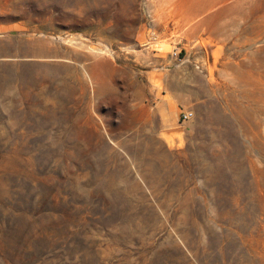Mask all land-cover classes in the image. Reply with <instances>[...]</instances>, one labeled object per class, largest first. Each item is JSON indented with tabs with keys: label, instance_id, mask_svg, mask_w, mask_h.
Wrapping results in <instances>:
<instances>
[{
	"label": "rangeland",
	"instance_id": "obj_1",
	"mask_svg": "<svg viewBox=\"0 0 264 264\" xmlns=\"http://www.w3.org/2000/svg\"><path fill=\"white\" fill-rule=\"evenodd\" d=\"M0 264H264V0H0Z\"/></svg>",
	"mask_w": 264,
	"mask_h": 264
},
{
	"label": "built area",
	"instance_id": "obj_2",
	"mask_svg": "<svg viewBox=\"0 0 264 264\" xmlns=\"http://www.w3.org/2000/svg\"><path fill=\"white\" fill-rule=\"evenodd\" d=\"M149 17L150 18L152 17L151 13H150ZM152 23H153V21H150V23L148 25V38L146 40L145 47L147 49H151L153 47H156V49H154V50L159 52V51H161V49H159V36H158L157 30L154 28ZM172 57L175 60H178L180 63H186L189 61V57L188 56L182 57V51L177 49V48L173 49ZM182 116H183V121L187 122L194 117V113L191 111H188V112H184Z\"/></svg>",
	"mask_w": 264,
	"mask_h": 264
},
{
	"label": "bare ground",
	"instance_id": "obj_3",
	"mask_svg": "<svg viewBox=\"0 0 264 264\" xmlns=\"http://www.w3.org/2000/svg\"><path fill=\"white\" fill-rule=\"evenodd\" d=\"M107 71L109 72L110 68L106 67L104 65H102V66H99V65L94 66L93 69H92V73H93V77H94L95 81L97 83H100V84L104 83L103 82L102 72H107Z\"/></svg>",
	"mask_w": 264,
	"mask_h": 264
},
{
	"label": "crops",
	"instance_id": "obj_4",
	"mask_svg": "<svg viewBox=\"0 0 264 264\" xmlns=\"http://www.w3.org/2000/svg\"><path fill=\"white\" fill-rule=\"evenodd\" d=\"M207 23V22H206ZM205 23L204 22H202V24H200V25H198V27L200 28L201 27V25L203 26ZM193 27V26H192Z\"/></svg>",
	"mask_w": 264,
	"mask_h": 264
}]
</instances>
